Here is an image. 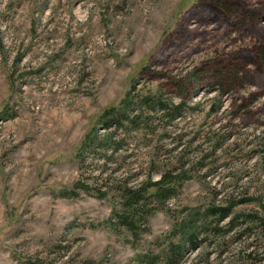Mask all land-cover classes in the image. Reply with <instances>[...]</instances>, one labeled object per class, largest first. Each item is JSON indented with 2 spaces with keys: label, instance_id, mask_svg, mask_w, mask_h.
<instances>
[{
  "label": "rangeland",
  "instance_id": "obj_1",
  "mask_svg": "<svg viewBox=\"0 0 264 264\" xmlns=\"http://www.w3.org/2000/svg\"><path fill=\"white\" fill-rule=\"evenodd\" d=\"M262 43L264 0H0V264H166L195 210L177 264H264ZM129 94L140 118L104 129ZM153 96L185 106L138 103ZM94 134L108 141L85 149ZM164 175L171 197L147 200L135 239L121 194Z\"/></svg>",
  "mask_w": 264,
  "mask_h": 264
},
{
  "label": "trees",
  "instance_id": "obj_2",
  "mask_svg": "<svg viewBox=\"0 0 264 264\" xmlns=\"http://www.w3.org/2000/svg\"><path fill=\"white\" fill-rule=\"evenodd\" d=\"M218 4V9H225L227 10V12L233 11L234 8L237 7L235 5H228L224 1H219ZM252 24L253 23H251V25ZM256 53L261 59V67H264V43L260 44L259 47L256 48ZM236 73H239L236 68H231L230 70H227L226 68L221 69L217 75L220 80V83H218L224 87H230L232 84H236L238 82ZM157 96H153L152 98L141 97L138 103L142 105L148 104L151 105V107L157 106L158 110L163 112L167 116L173 115V117L175 118L180 115L182 108H184L185 106L184 102L178 105L168 103L171 105L169 106L168 104H165L161 99H155ZM132 104L133 100L129 94L123 101L122 108L114 107L107 110L101 120V123L105 126L104 129H119L125 125L124 123L130 126L134 125L136 123V120L139 119L140 116H136L129 112V108ZM118 123H120L119 126ZM108 137H110V135H108ZM103 140L108 141V139H106L105 137L99 138L95 134L89 136L85 142L84 148L91 149L96 146H100ZM170 180L171 177L169 175H164L162 179L158 182H152L151 180H149L147 183L141 185L138 188H126L123 190L121 194V210L120 212L116 211L115 213H117L116 215L119 219V222H121L127 228V230L132 234L135 239H138L141 235L142 228L140 217L147 216L145 212V209L148 207V204L146 203L147 200L153 198L158 201V203L164 204L170 199L171 191L173 190L168 185ZM82 189L88 190V188L84 187ZM62 196L65 198H75L78 197V194L76 191H68L63 192ZM232 207L233 206L231 205L229 208H208L204 211V213H202V215L204 219L213 217L215 219L217 218L218 222H221L231 216ZM200 213L201 210H195L194 213L189 214L185 224L181 225L180 229L183 234V236L181 237L182 239H184V241L182 240V242L178 244L171 242L168 245L167 249L164 250V261L166 264H177L183 259L189 249H197L196 239L199 226L196 224L198 223L196 220L197 216ZM106 223L113 227L116 225L112 220L107 221ZM138 259L142 264H159L161 262V256L154 254L140 255ZM35 264L43 263L36 261Z\"/></svg>",
  "mask_w": 264,
  "mask_h": 264
}]
</instances>
